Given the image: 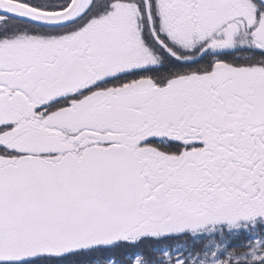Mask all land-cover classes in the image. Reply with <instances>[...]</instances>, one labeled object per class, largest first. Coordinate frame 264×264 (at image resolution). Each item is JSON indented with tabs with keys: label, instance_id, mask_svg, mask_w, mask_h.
I'll return each mask as SVG.
<instances>
[{
	"label": "snow or ice",
	"instance_id": "snow-or-ice-1",
	"mask_svg": "<svg viewBox=\"0 0 264 264\" xmlns=\"http://www.w3.org/2000/svg\"><path fill=\"white\" fill-rule=\"evenodd\" d=\"M0 264H264V0H0Z\"/></svg>",
	"mask_w": 264,
	"mask_h": 264
}]
</instances>
